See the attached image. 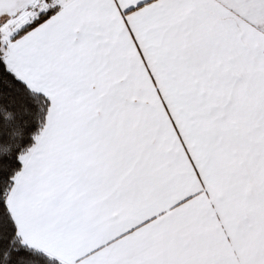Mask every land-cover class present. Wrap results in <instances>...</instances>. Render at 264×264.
<instances>
[{
    "label": "snow or ice",
    "instance_id": "snow-or-ice-1",
    "mask_svg": "<svg viewBox=\"0 0 264 264\" xmlns=\"http://www.w3.org/2000/svg\"><path fill=\"white\" fill-rule=\"evenodd\" d=\"M0 264H264V0H0Z\"/></svg>",
    "mask_w": 264,
    "mask_h": 264
}]
</instances>
